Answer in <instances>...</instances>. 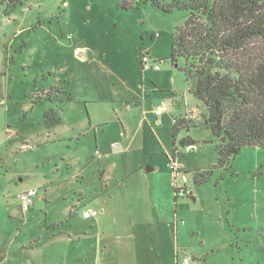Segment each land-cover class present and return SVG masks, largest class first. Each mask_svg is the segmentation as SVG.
I'll return each mask as SVG.
<instances>
[{
    "label": "rangeland",
    "instance_id": "1",
    "mask_svg": "<svg viewBox=\"0 0 264 264\" xmlns=\"http://www.w3.org/2000/svg\"><path fill=\"white\" fill-rule=\"evenodd\" d=\"M148 2L133 0L124 10L119 0H28L8 16L0 13V264H182L185 255L190 264H264V150L242 148L220 168L218 140L202 126L180 130L175 140L182 171L175 179L169 172L172 183L193 193L179 197L178 208L172 200L171 211L184 223L177 247L146 236L127 238L137 209L128 215L121 201L109 206L111 219L100 229L82 218L100 182L90 120L113 121L104 133L98 128V143L121 154L114 109L135 129L138 121L125 112V100L139 98L148 111L164 106L162 125L152 115L127 155L136 160L157 149L151 157L161 174L173 154V119L195 123L200 120L188 117L191 112L204 114L190 91L195 82L181 70L183 60L175 67L169 59L171 36L189 12L163 14ZM147 52L160 71L143 72ZM57 90L70 92L72 104ZM49 108L63 119L51 130L43 126ZM151 128L161 143L148 136ZM186 136L196 151L179 144ZM101 163L109 175L121 173L119 158ZM205 171L206 181L196 183ZM129 185L141 187L136 178ZM29 189L38 194L24 207L19 197Z\"/></svg>",
    "mask_w": 264,
    "mask_h": 264
},
{
    "label": "trees",
    "instance_id": "2",
    "mask_svg": "<svg viewBox=\"0 0 264 264\" xmlns=\"http://www.w3.org/2000/svg\"><path fill=\"white\" fill-rule=\"evenodd\" d=\"M26 1L0 0V13L8 16ZM132 3L133 0H119L124 10L131 9ZM148 3L163 14L189 12L187 22L171 36L169 59L174 65L183 60L181 70L186 80L195 82L190 91L204 108V114L198 118L200 121L196 120L200 125L182 116L173 121V153L179 131L197 126L209 130L218 140L215 151L220 168H226L242 148L264 150V0ZM58 91L64 94L65 102H71L70 92ZM60 115L56 108L46 109L43 126L50 129L61 125ZM192 143L189 136L179 141L183 147ZM209 174H197L196 183L205 182ZM174 197L179 198L176 189Z\"/></svg>",
    "mask_w": 264,
    "mask_h": 264
},
{
    "label": "crops",
    "instance_id": "3",
    "mask_svg": "<svg viewBox=\"0 0 264 264\" xmlns=\"http://www.w3.org/2000/svg\"><path fill=\"white\" fill-rule=\"evenodd\" d=\"M158 71H160V69ZM144 97H146V95H144ZM81 101L85 102V104H87L88 102L86 100ZM125 101V112L135 114V118L136 121H138V124L135 125V129H132L130 125H127V123L129 122L125 119V117L123 119L119 115V111L116 110V108L114 109V115L117 117L121 124V139H119L120 137L117 138V141H120L119 146L122 147L121 154L110 151L109 144L106 146V144L101 142V144H103L100 146V144L98 143V139L99 141L102 140L99 135L98 128L105 127V125L109 126L113 121L110 118L105 117L98 119L96 122L90 120L91 126L89 127H93V134L95 135V138L97 140L96 148L99 149L97 165L100 169V182H98L97 186L95 187L97 196L91 198V201H95V199L96 201L92 205L88 206V208L83 210V212L88 210H95L97 211V215L89 218H84L82 216V218L85 219L86 222H88L87 224L89 225V228L97 227L98 229H100L102 223L111 219L109 206L111 208L113 206V202L116 200L121 201L126 208L128 215H130L129 212L132 207H136L135 209H137L135 212V217L130 223V230L126 233L127 238L136 240L146 236L147 238L154 240L156 243L161 241H170V243L173 244L172 248L177 247V244L179 242V232L184 223L182 220H180L181 216L177 211H175L174 213L171 211L172 200H174V204L175 206L177 205V208L178 204H180V202L178 201L179 198L175 199V197L173 196L174 189L177 188V185H173L172 180L173 178L175 179L178 174L180 175L181 172L176 176L172 175L173 178L171 177V174L169 173V171H167V169V172L165 173H158L156 162L151 157V153H156L157 151V149L155 148L149 150V154L144 152V156L145 153L147 155L146 157L140 156L136 160H129V158L127 157L130 148L140 138V131H142L141 128L144 122L149 123L151 121V116L153 115L155 123L161 126L162 119L159 116H161L162 114L157 116L155 115L154 111L144 110L143 100H139V98ZM70 104H72V98ZM149 125L151 126L150 123ZM51 129L52 128H50L49 130ZM105 131L106 129L102 128V132L104 133ZM75 135V139L79 140V135L81 134ZM148 136L158 144L161 143V139L158 135L157 129L151 128ZM73 137L74 136H70V139H72ZM111 143L113 142L111 141ZM163 145H165V143H163ZM178 155L179 152L176 150V152H174L172 156H170V158L174 157L175 159H177ZM113 157L116 158V161H118V158L122 160L121 173L109 175L106 169L107 164L104 165L103 163H101V161L103 160V158L108 161ZM168 159L169 157L166 158V161H168ZM149 164L151 165V167L148 166ZM145 165H147L146 171L144 169ZM183 171H189L186 165L183 166ZM132 178H136V180L141 185L140 188L133 189L132 187H130L129 183ZM192 194L193 193L191 192V197ZM132 209L135 210L134 208ZM143 227H146L147 231H143ZM113 238L115 240L121 239L120 235L118 234L114 235ZM136 252V256L138 259V250H136ZM157 257L158 256H156L155 258L156 260Z\"/></svg>",
    "mask_w": 264,
    "mask_h": 264
},
{
    "label": "built area",
    "instance_id": "4",
    "mask_svg": "<svg viewBox=\"0 0 264 264\" xmlns=\"http://www.w3.org/2000/svg\"><path fill=\"white\" fill-rule=\"evenodd\" d=\"M141 67H142L143 72H145V73L149 72V71H158L160 69L158 63H156L155 61H152L148 55L142 56ZM164 110H165L164 106H158L156 109H154V113H155V115L158 116V115L162 114ZM188 117L200 118L198 116V110L194 109L191 112V116H188ZM185 147H186V150L188 152L196 151L198 148L195 143L189 144ZM166 167H167L168 171L171 174H173L174 176H176L179 172L182 171L181 164L174 157H171L168 159V161L166 163ZM176 192H177L178 197H184V196L191 195L189 188H186V187L176 188ZM37 194L38 193L36 190L29 189L28 191L22 193L20 195L19 199L23 203L24 207H28V206H31L33 204V201H34L35 197L37 196ZM96 215H97V211H95V210H88V211H84L82 213V216L84 218H89V217H93ZM190 261H191L190 257L188 255H185L183 260H182V264H190Z\"/></svg>",
    "mask_w": 264,
    "mask_h": 264
},
{
    "label": "water",
    "instance_id": "5",
    "mask_svg": "<svg viewBox=\"0 0 264 264\" xmlns=\"http://www.w3.org/2000/svg\"><path fill=\"white\" fill-rule=\"evenodd\" d=\"M147 55L149 54L148 52L146 53ZM187 60H185V62H186ZM177 66V64H175V67Z\"/></svg>",
    "mask_w": 264,
    "mask_h": 264
}]
</instances>
